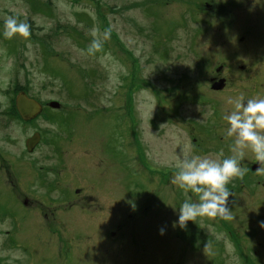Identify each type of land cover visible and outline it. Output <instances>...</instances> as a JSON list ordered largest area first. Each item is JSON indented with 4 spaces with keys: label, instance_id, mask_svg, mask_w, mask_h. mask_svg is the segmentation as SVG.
I'll use <instances>...</instances> for the list:
<instances>
[{
    "label": "rangeland",
    "instance_id": "374dc122",
    "mask_svg": "<svg viewBox=\"0 0 264 264\" xmlns=\"http://www.w3.org/2000/svg\"><path fill=\"white\" fill-rule=\"evenodd\" d=\"M214 1L225 4L0 0V264H91L92 253L109 254L97 264H264L262 221L244 218L242 204L246 197L255 207L257 192L238 178L227 186L232 219L173 226L180 205L197 199L171 183L180 158L220 161L233 145L198 154L190 125L187 44L199 39L194 18ZM240 1L264 8V0ZM8 15L31 25L27 39L4 38ZM93 26L110 37L89 55ZM21 92L44 107L32 122L9 108ZM35 132L42 138L28 149ZM248 222L257 229H244Z\"/></svg>",
    "mask_w": 264,
    "mask_h": 264
},
{
    "label": "flooded vegetation",
    "instance_id": "af4514ba",
    "mask_svg": "<svg viewBox=\"0 0 264 264\" xmlns=\"http://www.w3.org/2000/svg\"><path fill=\"white\" fill-rule=\"evenodd\" d=\"M214 2L207 9L202 8L201 13L196 16L197 19L194 18L193 35H198L199 39L197 38V41L188 40L187 44L188 48L194 47L192 50L188 49L193 55L194 94L187 100H192L195 107L194 118L190 125L195 127L197 133V138L194 140L198 141V154H203L217 145H220L221 150L226 152L228 146L234 143V137L226 136L227 122L223 119L224 115L233 109V105L228 104L229 99L234 100L241 96L245 101L250 98H264V8L260 7V10L253 7L247 8L239 5L240 0H225V4ZM180 78L190 79L187 73H182ZM14 108L20 117L16 105ZM43 110L44 107L40 113ZM33 134H38L39 139L42 138L38 132ZM33 136L25 140V146ZM228 154L230 156L232 153ZM240 164L247 171L243 178L237 179L235 185L245 192L249 190L257 192V197L252 200L256 203L255 207L252 206L253 209L249 202H245L246 197L243 194L245 198L242 204L247 205L244 218H249V212H252L250 216L264 221V174L257 173L259 164L250 150H245ZM75 193L78 194V192ZM82 201L89 204L95 200L83 198ZM23 202L29 203L28 201ZM53 202L66 203L62 200ZM107 207L110 208V206ZM90 216L95 217V215ZM257 227V224L248 222L244 229L247 231L250 229L251 232ZM258 235L259 240L264 242V234ZM92 255L93 259H98L109 254L92 253ZM121 257L113 254L116 262L120 261ZM93 259L91 264H97Z\"/></svg>",
    "mask_w": 264,
    "mask_h": 264
},
{
    "label": "clouds",
    "instance_id": "9594fccd",
    "mask_svg": "<svg viewBox=\"0 0 264 264\" xmlns=\"http://www.w3.org/2000/svg\"><path fill=\"white\" fill-rule=\"evenodd\" d=\"M31 35V25L17 16L8 15L4 18L3 36L7 40L19 36L27 39ZM92 37L87 47V54L95 55L103 50V41L110 37V29H105L103 39L99 29L93 26L88 31ZM233 109L224 115L227 122L226 136L234 137L230 148L231 155L223 160H213L200 155L181 157L177 170L173 173L171 183L181 190L197 194V199H186L179 208L177 224L180 228L186 227L189 221L197 218L232 219V212L227 207L232 193L228 184L235 178H243L247 169L241 167L240 161L244 158L245 150H250L259 164L258 174H264V98L244 97L229 99ZM164 127L163 125L161 126ZM264 228V221L260 222ZM164 235V229L160 230ZM210 243L204 246L205 253L209 250Z\"/></svg>",
    "mask_w": 264,
    "mask_h": 264
},
{
    "label": "water",
    "instance_id": "95a60500",
    "mask_svg": "<svg viewBox=\"0 0 264 264\" xmlns=\"http://www.w3.org/2000/svg\"><path fill=\"white\" fill-rule=\"evenodd\" d=\"M15 105L20 117L28 121L40 113V105L33 99L27 97L23 92L19 93L15 99ZM39 139L38 134H35L26 142V146L30 149Z\"/></svg>",
    "mask_w": 264,
    "mask_h": 264
},
{
    "label": "trees",
    "instance_id": "16d2710c",
    "mask_svg": "<svg viewBox=\"0 0 264 264\" xmlns=\"http://www.w3.org/2000/svg\"><path fill=\"white\" fill-rule=\"evenodd\" d=\"M12 104H13V102H12V100H11V104H10V107H9V108H11V107H12V110H14V111H15L14 104H13V106H12ZM15 112H16V111H15Z\"/></svg>",
    "mask_w": 264,
    "mask_h": 264
}]
</instances>
